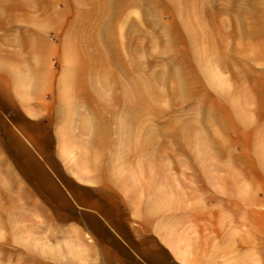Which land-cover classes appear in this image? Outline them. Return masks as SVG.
Listing matches in <instances>:
<instances>
[{
  "label": "rangeland",
  "instance_id": "1",
  "mask_svg": "<svg viewBox=\"0 0 264 264\" xmlns=\"http://www.w3.org/2000/svg\"><path fill=\"white\" fill-rule=\"evenodd\" d=\"M257 12L0 0V264H101L77 195L125 206L179 264H264Z\"/></svg>",
  "mask_w": 264,
  "mask_h": 264
},
{
  "label": "crops",
  "instance_id": "2",
  "mask_svg": "<svg viewBox=\"0 0 264 264\" xmlns=\"http://www.w3.org/2000/svg\"><path fill=\"white\" fill-rule=\"evenodd\" d=\"M71 200L77 209L83 211L78 216V229L97 249L101 264H179L154 239L134 238L132 216L126 215L125 206L120 213L108 196L100 198V205L96 198L86 200L80 195L71 197ZM111 206L112 214L108 211Z\"/></svg>",
  "mask_w": 264,
  "mask_h": 264
},
{
  "label": "bare ground",
  "instance_id": "3",
  "mask_svg": "<svg viewBox=\"0 0 264 264\" xmlns=\"http://www.w3.org/2000/svg\"><path fill=\"white\" fill-rule=\"evenodd\" d=\"M104 4V3H103ZM53 6V5H52ZM228 9H229V7H228ZM222 9H220V11H221ZM226 11H228V10H226ZM233 12V11H232ZM225 13V12H224ZM218 14V13H217ZM220 15H222V14H219V16ZM227 15V14H226ZM213 18V17H212ZM212 20V19H211ZM253 21H254V23H260L261 21H264V13H262V12H257V15L253 18ZM262 26H264V25H262ZM261 28V27H260ZM262 29V28H261ZM258 30V29H257ZM100 31V30H99ZM257 32V31H256ZM255 32V33H256ZM255 33H254V35H255ZM258 34V33H257ZM209 50V49H208ZM234 50V49H233ZM237 50V49H236ZM214 52V51H213ZM238 52H240V51H238ZM252 52H255V51H251V53ZM210 54V53H209ZM233 54H235V53H233ZM241 54H244V53H241ZM246 54V53H245ZM255 54V53H254ZM254 54H251V55H249V53H247V55H248V57L249 56H251L250 58V60H257V59H259V58H256L255 56H254ZM212 55V54H211ZM223 55H224V53H223ZM243 56V55H242ZM245 56V55H244ZM256 56H258L257 54H256ZM245 58H246V56H245ZM255 58V59H254ZM260 59H262V58H260ZM233 79H234V77H233ZM140 84V83H139ZM137 84H135V86H136ZM141 87V86H140ZM130 88V87H129ZM137 88H138V86H137ZM141 89V88H140ZM138 92V91H137ZM139 92H140V90H139ZM134 93V92H133ZM144 96V95H143ZM138 97H139V95H138ZM138 97H136V98H138ZM144 98V97H143ZM139 100V99H138ZM143 100V99H142Z\"/></svg>",
  "mask_w": 264,
  "mask_h": 264
}]
</instances>
